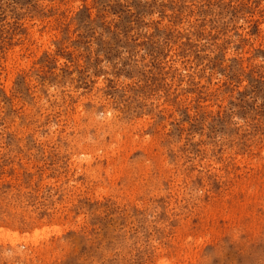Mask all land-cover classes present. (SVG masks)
I'll return each instance as SVG.
<instances>
[{"label": "rangeland", "instance_id": "1", "mask_svg": "<svg viewBox=\"0 0 264 264\" xmlns=\"http://www.w3.org/2000/svg\"><path fill=\"white\" fill-rule=\"evenodd\" d=\"M0 264H264V0H0Z\"/></svg>", "mask_w": 264, "mask_h": 264}, {"label": "bare ground", "instance_id": "2", "mask_svg": "<svg viewBox=\"0 0 264 264\" xmlns=\"http://www.w3.org/2000/svg\"><path fill=\"white\" fill-rule=\"evenodd\" d=\"M249 195V194H248ZM13 238V237H12Z\"/></svg>", "mask_w": 264, "mask_h": 264}]
</instances>
